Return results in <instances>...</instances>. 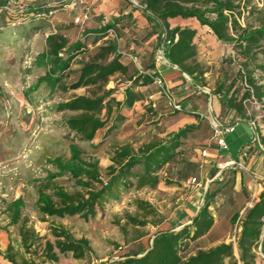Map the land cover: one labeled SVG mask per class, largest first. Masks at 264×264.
<instances>
[{
	"label": "rangeland",
	"instance_id": "rangeland-1",
	"mask_svg": "<svg viewBox=\"0 0 264 264\" xmlns=\"http://www.w3.org/2000/svg\"><path fill=\"white\" fill-rule=\"evenodd\" d=\"M203 1L189 0L185 4L203 8L206 6ZM246 1L247 8L255 9L250 12L245 10L242 3ZM233 2H239L241 6L237 19L242 25L255 24L258 15L264 14V0ZM129 4L138 8L133 10L136 17L132 13H123L126 8H131ZM143 6V0H87L82 3L78 0H0V264H11L3 257L9 241L18 264H23V258L33 264H113L128 251L146 247L156 232L175 230L193 215L190 204L194 190L187 183L192 176L202 178L206 187L202 189L203 200L202 197L198 199V204L203 203L206 194H211L213 219L222 231L227 230L220 242L227 243L232 236L236 237V226L239 225L236 218L239 216L241 220L253 196L252 187L246 185V180L252 178V169L249 167L248 171H244L247 175L240 182L235 181L234 171L245 169L236 167L232 168V173H221L213 181L205 183V171L214 169L215 164L210 161L213 154L203 159L199 156L204 148L212 152L214 120L224 124L246 123L264 132V96L260 101L252 97L243 100L241 116L219 101L221 92L229 82L232 85L227 95L235 89L238 101L243 91L235 74L237 60L231 58L232 41L216 38L209 26L200 24L194 17L179 16L181 19L177 22L180 25L196 29L193 38L196 46L194 59L197 67L203 71L197 77L181 72L178 76L181 82L170 87L172 96L180 102L182 110L169 108L153 81L139 84L135 89L141 92L143 99L136 101L131 108L120 111L125 119L117 127L110 126L113 122L111 118L91 141L81 140L69 131L65 120L76 112L60 111L56 104L73 95H92L98 92V88L81 86L63 89L60 83L51 85L47 79H41L48 70V62L39 53L49 47L46 40L48 34L62 35L67 44L78 37L85 42V49L72 61L71 71L63 77L62 83L75 79L80 62L92 55L99 43L114 38L122 51V59L128 63V70L126 74L110 75L104 87H116L112 96L121 100L128 74L133 71L157 72L156 52L165 46L160 43L152 22L145 21L138 13ZM85 11L89 12L88 19L82 24L75 23L74 17ZM113 18L118 20L116 37L109 35L98 39L93 33L83 34L84 28ZM169 20L170 24L175 22L174 19ZM130 55H135L136 59H131ZM258 57L261 58L260 55ZM253 74L264 86V71L257 69ZM221 80L223 86L217 92L215 86ZM188 123H194L196 127L183 139L174 158L158 171L160 181L156 187H138L136 181L131 179V186H119L114 192L116 199L108 197L101 207L96 208V215L87 220L79 215L49 217L37 211L35 200L40 189L51 192L55 184L68 192L84 190L68 173L52 177L58 173L53 159L59 157L67 161L70 144L77 145L84 159L94 158L101 181H108L107 167L112 164V155L117 148L128 143L137 150L146 143L163 141L171 132ZM242 158L247 160L245 156ZM241 165L245 166V163L241 162ZM255 182L260 183L258 179ZM234 183H237L236 186ZM93 185L100 186L98 182ZM255 191H258V187ZM17 197L24 201L21 219H25L26 225L37 234L48 236L49 224H63L75 238H87L91 251L82 258L66 253L60 255L56 262L42 261L40 254L34 252L37 246L25 252L19 235L20 222L10 224V211L7 208ZM233 215L236 217L232 222ZM208 240L210 242V237L205 236L200 242H194L191 250L209 246ZM232 247L236 260L235 244ZM230 261L225 259L223 263L229 264ZM259 262L264 263V260L257 256L255 264ZM235 264L240 263L236 260Z\"/></svg>",
	"mask_w": 264,
	"mask_h": 264
},
{
	"label": "trees",
	"instance_id": "trees-1",
	"mask_svg": "<svg viewBox=\"0 0 264 264\" xmlns=\"http://www.w3.org/2000/svg\"><path fill=\"white\" fill-rule=\"evenodd\" d=\"M187 1L189 0H143L141 13L155 26L153 30L157 32L160 43L165 44V56L168 61L191 76L203 72L197 67L198 64L194 59L196 46L193 38L196 29L187 25L170 27L168 18L194 17L200 24L209 26L216 38L232 41L231 58L237 60L238 67L235 74L238 75V83L243 87V91L238 101L234 94L235 89L227 95L228 88L232 85V82H229L221 92L219 101L234 114L241 116L243 100L252 97L260 101L264 96L263 83H260L258 76L253 74L257 69L264 71V14L258 15L255 24L242 25L237 19L238 9L241 7L239 2L204 0L206 6L200 8L186 5ZM247 2L242 3L245 10L250 12L255 9V7L247 8ZM133 8L138 9L135 6ZM117 21V18H113L98 26L84 28L83 34L93 33L96 38L101 39L108 35L109 27L115 28ZM46 40L49 47L40 52L39 56L47 60L48 70L41 79H47L51 85L60 83L63 89L81 86L98 88V92H93L92 95H73L56 104V108L60 111L76 112L66 118L65 124L69 131L78 135L81 140H93L96 132L111 118L113 122L110 126L117 127L125 119L120 111L131 108L136 101L143 99L141 92L135 89V86L152 82V74L133 71L127 76L123 98L117 100L112 96L116 87L105 88L104 85L110 75L126 74L128 63L124 62L122 51L114 38H111L99 43L95 52L80 62L74 80L62 83L63 77L71 71L72 61L85 49V42L78 37L67 44L62 35L53 33L48 34ZM196 71L198 74H194ZM222 86L223 80L216 84L215 91H220ZM113 113L115 114L112 117ZM195 127L194 123L185 124L171 132L165 140L146 143L137 150L128 143L120 146L113 152L112 164L107 167L109 177L106 183L101 181L97 161L94 158L84 159L77 145L70 144V157L67 161L59 157L53 159L52 163L58 173L52 177L68 173L84 190L68 192L62 186L55 184L52 185L51 192L40 189L35 200L37 211L49 217L79 215L87 220L96 215V208L101 207L108 197L116 199L117 195L114 192L119 186L123 188L131 186V179L136 181L138 187H156L160 181L158 171L174 158L183 139ZM257 139L264 147V135H258ZM135 168L139 169L135 170ZM96 182L100 184L99 187L93 185ZM211 202L212 195L206 194L203 204L195 215L189 218V223L176 230L166 229L156 232L146 247L128 251L113 264H224L225 259L231 260L229 264H235L236 260L240 264H255L257 255L254 250L258 244L260 252L264 254V234L261 235L264 193H260L252 205L245 209L240 220V229L235 240L238 255L236 260L230 242H219L212 247L200 248L194 253L189 252L190 243L206 234L213 224V215L209 209ZM23 206V199L17 197L8 204L7 208L10 211V224L20 222L19 235L25 252H30L31 247L37 246L34 252L40 254L42 261L56 262L60 255L66 253H71L75 258H82L91 251L87 238H75L63 224H49L48 236L37 234L33 228L26 225L25 219H21ZM235 217L236 215L231 217L232 222ZM130 219L135 221L131 217ZM137 223L144 224L140 221ZM15 255L9 241L3 257L11 264H18ZM22 263L33 264L24 258Z\"/></svg>",
	"mask_w": 264,
	"mask_h": 264
},
{
	"label": "crops",
	"instance_id": "crops-1",
	"mask_svg": "<svg viewBox=\"0 0 264 264\" xmlns=\"http://www.w3.org/2000/svg\"><path fill=\"white\" fill-rule=\"evenodd\" d=\"M128 6H131V8H129V9L126 8V11H123V13H128V14L132 13L133 16L136 17L137 15H136V13H134L135 11H133V10H138V9L133 8V6L131 4H129ZM138 13L140 14L141 17L144 18L145 21H147L146 17L140 11ZM169 19H174L175 22L173 24H170ZM179 19H181L179 16L168 18V22H169L170 27L175 26V25H180L177 22V21H179ZM102 23H104V22H102ZM100 24L92 25L89 27H95V26H98ZM180 26H183V25H180ZM108 36L109 35H106L103 38H107ZM165 50H166V47L163 46L164 54H165ZM156 70H158L164 76L166 83L170 87L172 85H177L182 80V79H178V76L180 75L181 72L183 73V71H180L177 68V66L175 67L172 64H162V65L156 64ZM233 124H234L233 131L231 133H228L225 135V141H226L227 146H228V151L227 152L217 151V149L214 145V147L212 148V152L210 153V151H209V155L213 154L212 159L210 161H213V164H215V162L220 161V160H224L228 156H231V157L235 158L239 163H241V162L245 163V166H244L245 170H243V171L235 170L234 171V179H235V181L237 180V182L238 181L240 182V180L246 174L244 171H248L247 168L250 167L252 169V172H250L252 174V178L246 180V185L249 187L250 186L252 187L253 194H256V193L260 194L259 193L260 192L259 183L256 184L255 180L261 176L260 173H262V175H264V150L262 149V147H259L254 141H252V139L254 137H258V135H264V132L259 127L256 128L254 125L252 127H250L246 123H239V122H233ZM241 151H245V154H246L245 157L247 158V160L242 158V156L240 154ZM213 166H214V169L212 171L208 169L204 173L205 183H207V181L209 179V178L207 179V177H212L216 171L215 165H213ZM222 173L223 174L232 173V168L225 169L224 171H222ZM202 180L203 179L200 178V181H202ZM236 184L237 183H234V186H236ZM256 187H258V191H255ZM192 188L194 190V193L192 195V201H191L190 206H191V212H193V215H195L196 211L198 210V208H197L198 202L197 201H198V199H200L202 197L203 191L196 189L193 186H192ZM209 209L211 211V204L209 206ZM193 215H191V216H193ZM212 215H213V213H212ZM190 217H187V219L185 221L181 222V224L176 229H179L184 224L189 223ZM226 233H227V230L222 231L220 225L216 224V220L213 219V224H212L211 228L209 229V231L206 234H204L203 236L199 237L198 239H196L195 241L190 243L189 252L194 253L197 249H200V248L206 249V248L212 247L213 245L219 243L221 238ZM205 236L210 237V242L208 240L209 246H207V247H196L195 250L192 251L191 250V247H192L191 244H193L194 242H200V240L203 239ZM258 264H264V263L259 262Z\"/></svg>",
	"mask_w": 264,
	"mask_h": 264
},
{
	"label": "built area",
	"instance_id": "built-area-1",
	"mask_svg": "<svg viewBox=\"0 0 264 264\" xmlns=\"http://www.w3.org/2000/svg\"><path fill=\"white\" fill-rule=\"evenodd\" d=\"M81 3L85 2L87 0H78ZM89 17V12L85 11L83 13L78 14L77 16L74 17V22L77 24H82L86 21V19H88ZM108 35H112L114 37H116V31L114 27H109L108 29ZM168 42V41H167ZM158 51L156 52V56H155V61L157 62L158 65L160 64H171L168 59L166 58V56L162 55L163 53V48H158ZM130 58L135 60L136 56H131ZM173 66L176 67L175 64H172ZM185 75H187L186 72H183ZM152 81L157 85L158 87V94L163 97L168 105L169 108H171L173 111H181L182 110V106L180 104L179 101H177L176 99H174V97L171 94V90H170V86L166 83L164 76L157 70V72H153L152 73ZM153 105H155V102L153 103ZM234 129V124L233 123H229V124H224L220 121L214 120L213 122V138H214V145L217 149V151H228V146L227 143L225 141V135L228 133H231ZM252 141H254L259 147H262L259 143H258V139L257 137H254L252 139ZM209 154V151L207 148L202 149V151L199 152V156L203 159L205 157H207V155ZM241 156H245V151H241L240 152ZM242 168L245 169L244 166L241 165V163H239L235 158L228 156L226 159L224 160H220L215 162V168L216 171L213 174L212 177H210V179L208 180V182L213 181L214 178H216L217 176H219L222 171H224L225 169L228 168ZM259 187H260V191L261 193H264V175H261L259 178ZM104 183H106V181H103ZM187 183L190 184L191 186L195 187L196 189L199 190H205V185H203L202 181H200V179H198V177L196 176H192L189 177L187 179ZM256 194H253L252 199H254L256 197ZM259 195V194H258ZM251 199V201H252ZM256 199V198H255ZM202 200H203V196H202ZM248 202L245 208H248L252 205V203ZM203 203H199L197 208L199 209V207L202 205ZM236 222L239 223L238 226H236V231L237 234L239 232L240 229V219L239 216L236 218ZM237 237V235H236ZM236 237H233L231 239H228L232 245L235 244V240ZM256 255L264 260V254H262L259 250V244L257 245L256 249L254 250Z\"/></svg>",
	"mask_w": 264,
	"mask_h": 264
},
{
	"label": "bare ground",
	"instance_id": "bare-ground-1",
	"mask_svg": "<svg viewBox=\"0 0 264 264\" xmlns=\"http://www.w3.org/2000/svg\"><path fill=\"white\" fill-rule=\"evenodd\" d=\"M162 55H163V56L165 55V54H164V51H163Z\"/></svg>",
	"mask_w": 264,
	"mask_h": 264
}]
</instances>
